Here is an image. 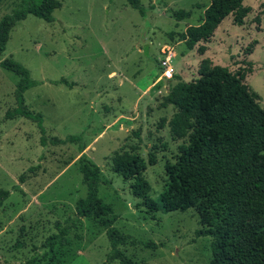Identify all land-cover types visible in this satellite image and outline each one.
Returning <instances> with one entry per match:
<instances>
[{
	"label": "rangeland",
	"instance_id": "374dc122",
	"mask_svg": "<svg viewBox=\"0 0 264 264\" xmlns=\"http://www.w3.org/2000/svg\"><path fill=\"white\" fill-rule=\"evenodd\" d=\"M17 1L2 0L0 18ZM59 1L53 21L33 14L19 21L0 60L13 58L42 81L26 90L24 99L28 109L42 115L48 137L83 133V152L101 170L98 195L116 215L113 226L162 243L120 245L134 264H205L212 237L196 234L204 227L199 211L147 212L131 192L132 179L112 170V157L124 150L138 153L146 164L142 175L151 185L149 194L158 198L167 185L165 164L174 163L184 143L170 134L175 108L162 106L164 95L177 82L175 75L195 79L203 58L233 72L250 67L245 82L264 109V0H243L250 9L243 24L234 23L232 14L225 17L202 43L204 56L199 44L188 48L179 35L201 22L210 0H140L144 16L126 0ZM180 9L190 15L176 20L171 11ZM165 45L176 55L175 72L153 85ZM61 78L73 84L52 82ZM16 81L15 73L0 67V189L10 190L0 206V264H25L34 255L36 264H100L110 251L105 228L98 218L77 217L75 210L86 194L78 144L42 145L34 121L5 117L16 105ZM56 223L67 226L68 244H55L53 258L45 241L58 232Z\"/></svg>",
	"mask_w": 264,
	"mask_h": 264
},
{
	"label": "trees",
	"instance_id": "16d2710c",
	"mask_svg": "<svg viewBox=\"0 0 264 264\" xmlns=\"http://www.w3.org/2000/svg\"><path fill=\"white\" fill-rule=\"evenodd\" d=\"M126 1L145 15L140 0ZM60 6L59 0H18L14 8L0 18V55L6 48L10 31L19 21L33 14L51 22L54 9ZM249 10L243 0H210L201 22L189 25L180 33V40L188 48L199 44L197 50L203 54L206 47L200 43L210 40L225 17L232 14L233 22L241 25ZM171 12L176 20L190 15L182 9ZM0 67L17 75L16 105L6 111V118L22 116L34 121L41 133L42 145L48 142L78 144V168L86 194L76 201L75 210L77 217L98 218L105 228L110 251L100 264L113 260H118L119 264H134L120 245L162 246V243L122 233L113 226L116 215L112 206L98 195L101 170L83 152V133L64 138L48 137L42 115L28 109L24 99V92L42 81L33 79L28 68L13 58L0 60ZM251 70L249 67L233 72L227 66L203 58L195 79L182 81L175 75L177 82L169 87L162 106H174L175 112L168 122L170 134L184 143L179 145L174 163L165 164L167 185L157 199L149 194L151 185L142 175L146 164L138 153L124 150L112 157V170L125 179H132L131 192L141 200L147 212L167 213L189 208L199 211L204 227L197 229L196 234L212 237V254L205 264H264V109L252 97L245 82ZM52 82L73 84L64 78ZM149 162L155 163L154 154L150 155ZM19 180L24 181L23 175ZM13 188L19 190V184ZM9 194L10 190L0 189V206ZM56 225L58 232L45 241L53 258L55 244H68L67 226ZM36 258L35 255L30 257L25 264H36Z\"/></svg>",
	"mask_w": 264,
	"mask_h": 264
},
{
	"label": "built area",
	"instance_id": "2783aa9c",
	"mask_svg": "<svg viewBox=\"0 0 264 264\" xmlns=\"http://www.w3.org/2000/svg\"><path fill=\"white\" fill-rule=\"evenodd\" d=\"M173 57V48L170 45H165L164 49H162V55L158 59L161 69L160 78L170 79L173 77Z\"/></svg>",
	"mask_w": 264,
	"mask_h": 264
},
{
	"label": "crops",
	"instance_id": "0c3cea01",
	"mask_svg": "<svg viewBox=\"0 0 264 264\" xmlns=\"http://www.w3.org/2000/svg\"><path fill=\"white\" fill-rule=\"evenodd\" d=\"M182 41V40H181ZM207 42H209V41H207ZM203 42H201L200 44H202ZM205 46V45H204ZM206 50V49H205ZM205 55V51H204V53L203 54H200V56H204ZM173 56L176 58V55L174 54V50H173ZM173 57V58H174ZM202 60V59H201ZM158 66H159V63H158ZM160 68V67H159ZM174 72H175V70H174ZM161 78H160V75L159 76H157V78L153 81V85L154 84H156L159 80H160ZM100 134V133H99Z\"/></svg>",
	"mask_w": 264,
	"mask_h": 264
}]
</instances>
